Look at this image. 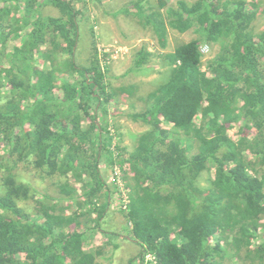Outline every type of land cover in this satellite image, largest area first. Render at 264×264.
<instances>
[{
  "label": "trees",
  "instance_id": "obj_1",
  "mask_svg": "<svg viewBox=\"0 0 264 264\" xmlns=\"http://www.w3.org/2000/svg\"><path fill=\"white\" fill-rule=\"evenodd\" d=\"M131 4L156 45L123 75L164 72L114 86L93 26L80 49L75 0H0V264H102L116 165L128 204L114 219L142 248L130 264H264V0ZM122 120L141 128L131 142ZM29 166L43 188L21 180ZM97 230L108 239L85 249Z\"/></svg>",
  "mask_w": 264,
  "mask_h": 264
},
{
  "label": "rangeland",
  "instance_id": "obj_2",
  "mask_svg": "<svg viewBox=\"0 0 264 264\" xmlns=\"http://www.w3.org/2000/svg\"><path fill=\"white\" fill-rule=\"evenodd\" d=\"M131 1H136V0H75V4L77 8L81 10V14L79 15L80 39L78 42V44H80V49L83 50V48L85 49L91 48L92 39H93L91 27L93 26V31L96 37L97 50L99 52L101 64L103 68L106 70L105 72H106L107 81L114 86H118L121 84H129L130 82L137 80H141L142 82H149L151 80L158 79L160 77V74L164 72V70L159 65L156 64L155 67L156 73L144 77L143 79L142 77H140V75H134L133 73L123 75V73L131 66L132 56L135 53V51L140 48V46L145 44L148 46V49L154 50V47L156 45V41L153 38L152 33L144 32L143 26L140 24L138 18L130 13L125 12V10H128L130 9V7H132ZM246 1L250 2V0H246ZM42 11L43 14L45 15H51V16L60 15L59 10L50 5L44 4L42 6ZM20 12L21 11H19L18 13ZM8 24L9 23H7L6 25ZM255 24L258 30H263L264 16H259L257 21H255ZM177 33H175L176 37L173 36L169 37L171 44H173V41L175 39L179 41L189 40L194 36L191 30L184 33H179V32ZM16 41L14 43L9 42L8 44H6L7 51L12 52L14 44L16 45L20 44V40H16ZM170 43H169V50L171 48ZM217 49L218 46L215 45L213 50L212 48L210 51L205 49V52H207L209 56L210 54L211 55L214 54L215 50ZM85 51L86 50H84L83 52ZM102 52H106L109 54L108 60L107 58L103 57ZM112 54L116 55V57L112 58L111 57ZM84 60L85 57L83 56L79 58L80 62H83ZM7 90H8V86L5 85L2 91L6 92ZM114 107H115L114 104H110L111 110ZM126 122L128 121L125 120L119 122V124L123 126L122 128H124L123 129L124 134L122 137L123 140H125L126 142H131L133 141V139H135L136 137L135 132L138 131L139 129H136L128 125ZM238 128H239L238 125L237 126L234 125V127L229 130V134L231 135L237 133ZM3 152L4 150L1 151V153ZM19 174L22 175L21 180H23L24 182L33 184L35 187L36 185H39L40 187L43 188L41 184L34 182V177L32 175V169L30 166L26 168H22V171ZM46 182L49 181L46 180ZM107 183L110 184V186L111 185L116 186L114 184L115 182H114L113 172L112 174L110 173L108 174ZM43 190H41V192ZM46 190L49 192V189ZM111 190H112V195H111L112 205L110 212L111 216H108L106 220L113 223H108L103 225L106 229H108L111 232L110 240H112V243L115 248H108L106 250L108 252L107 256L111 259L110 264H130L129 263L130 258L140 253L142 248L140 247L139 244L133 242L132 238H130L131 225H129L128 227L126 225L121 226L120 222H122V219L121 218L114 219V213L118 212L119 208H121V205L123 203L118 202L116 199L118 196V191H117L118 188L116 187L115 189H111ZM33 191L34 190H32V192ZM34 193L36 199H41L42 196L40 192H33V194ZM126 194L128 198V192H126ZM138 198L139 197H137L135 200H137ZM25 201L26 202L24 204V207L28 210L32 209V207H34V205L37 204L36 203L37 200L35 201L31 199ZM67 204L69 205V202ZM73 209H75V207L74 205H71L70 211H72ZM79 230L82 229L79 228ZM97 232L98 233L95 234L97 235L96 239L100 238L101 240H103L102 239L103 237L108 239L109 234H106L104 231L97 230ZM96 239H94L93 242ZM84 248L87 249L85 245ZM144 255L142 257V260L144 258ZM20 256L21 258H24V254H20ZM107 256L106 254H103V257H99L101 258L99 262H102V264H109L110 260L101 261L102 259H107L108 258ZM136 262L137 264H140V258L136 260ZM233 264L235 263L233 262Z\"/></svg>",
  "mask_w": 264,
  "mask_h": 264
},
{
  "label": "built area",
  "instance_id": "obj_3",
  "mask_svg": "<svg viewBox=\"0 0 264 264\" xmlns=\"http://www.w3.org/2000/svg\"><path fill=\"white\" fill-rule=\"evenodd\" d=\"M101 51H104V50H101ZM107 51H110V50H107ZM111 57L115 58L116 55L112 54ZM113 174H114V182H115L114 184L118 188V196L120 198V202L123 203L122 207L125 208L127 206V204H128V198H127L126 190L124 188V182L121 179V170H120L119 166H117V165L114 166ZM149 263L155 264L156 263V259H155V256L153 254L146 253L144 255V258H143L141 264H149Z\"/></svg>",
  "mask_w": 264,
  "mask_h": 264
},
{
  "label": "crops",
  "instance_id": "obj_4",
  "mask_svg": "<svg viewBox=\"0 0 264 264\" xmlns=\"http://www.w3.org/2000/svg\"><path fill=\"white\" fill-rule=\"evenodd\" d=\"M123 107H125L124 105H122L121 106V108L123 109ZM123 121V120H122ZM128 125H130V126H132V127H134V128H136V129H139L138 131H136L135 132V134H137V133H139L140 132V126L138 125V124H136V123H134V124H128ZM132 127H131V129H132ZM96 237H97V235H95V233L92 235V236H90L88 239H87V243L85 244V247L87 248V249H93L95 246H97V245H99V244H102L104 241H105V238L103 237L102 239L103 240H101L100 238L98 239H96ZM101 237V236H100ZM94 239H96L94 242H93V240ZM95 242H96V244H95ZM90 247V248H89ZM107 251L105 252V254H106V256H107ZM108 257V256H107ZM105 260H110V262H109V264L111 263V259L108 257L107 259H103V260H101V261H105Z\"/></svg>",
  "mask_w": 264,
  "mask_h": 264
}]
</instances>
